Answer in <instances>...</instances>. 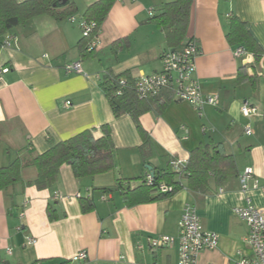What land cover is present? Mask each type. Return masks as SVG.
Here are the masks:
<instances>
[{
  "label": "crops",
  "instance_id": "crops-1",
  "mask_svg": "<svg viewBox=\"0 0 264 264\" xmlns=\"http://www.w3.org/2000/svg\"><path fill=\"white\" fill-rule=\"evenodd\" d=\"M73 1V22L35 16L12 28L11 45L0 50V67H8L0 77V167L41 154L83 130L99 138L103 124L110 127L114 167L76 178L63 164L56 182L38 190L32 183L36 168L23 166L19 179L0 190V264H178L177 243L151 248L148 240L175 236L186 206L194 208L205 230L219 235L217 246L201 251L196 264H236V251L249 255L251 249L246 222L233 208L246 198L264 208V0H192L185 41L197 42L196 77L204 93L217 96V104L198 114L188 102L171 99L162 113L142 114L144 150L134 121L128 114L113 116L100 83L107 73L135 79L161 70L168 47L163 32L148 21L149 10L171 0H115L94 52L84 58L77 49L79 22L96 0ZM232 17L245 23L260 47L258 60L246 51L234 55L239 45L227 40ZM74 61H80L83 73L65 72ZM240 67L252 78L238 81ZM244 101L254 114L241 113ZM208 140L221 142L233 156L236 175L208 193L181 187L152 202L123 200L122 192L144 183L148 173L164 172L171 158L188 162L190 152ZM246 167L260 188L249 181L248 189H241L238 175ZM174 177L184 183V177ZM79 197L89 198L93 209L83 213ZM48 208L56 219L49 218ZM27 237L35 242L28 244ZM79 251L86 258L72 260Z\"/></svg>",
  "mask_w": 264,
  "mask_h": 264
},
{
  "label": "trees",
  "instance_id": "trees-1",
  "mask_svg": "<svg viewBox=\"0 0 264 264\" xmlns=\"http://www.w3.org/2000/svg\"><path fill=\"white\" fill-rule=\"evenodd\" d=\"M115 0H96L83 12V19L93 22L88 36L81 35L77 42V49L81 57H87L94 52L88 46L93 37L98 35L100 25L105 19L108 11ZM192 0H171L164 3L159 9H154L148 19L154 23L164 34L165 44L168 49H173L184 43L189 22V12ZM76 12L73 0H0V50L3 40L9 35V31L17 26L24 25L29 19L47 15L54 19H66ZM230 27L227 40L231 45H239L244 51L252 53L255 60L261 55V49L251 37L244 22L237 17L230 19ZM120 41L114 43L117 49ZM125 77L132 82L126 73L112 75L107 73L103 76L100 86L108 100L114 117L128 114L143 140L141 149L144 150L146 143V132L142 128L139 117L149 111L162 113L172 99L169 90H163L149 99L138 98L132 88H119L118 78ZM238 81L251 79L243 72V67L238 68ZM102 136L95 138L90 130L82 132L60 141L45 152L37 154L29 159H16L4 167H0V190L8 187L20 177L23 166L32 165L36 168V177L32 181L38 190L50 188L57 180L59 169L63 164H69L76 178L94 176L106 173L114 167V146L111 139L108 124L101 126ZM236 165L232 155L226 153L221 142L208 140L190 152L186 165L184 183L176 182L174 173L169 167L162 173H154V185L165 182L173 186V191L185 187L191 191L208 193L211 186H220L230 176L236 175ZM154 186L145 183L122 192V198L127 205L152 202L159 198L170 195V193H155ZM81 211L89 212L93 209V203L89 198H78ZM50 219H56L54 210L48 208Z\"/></svg>",
  "mask_w": 264,
  "mask_h": 264
},
{
  "label": "built area",
  "instance_id": "built-area-1",
  "mask_svg": "<svg viewBox=\"0 0 264 264\" xmlns=\"http://www.w3.org/2000/svg\"><path fill=\"white\" fill-rule=\"evenodd\" d=\"M122 1V0H116ZM133 1V0H131ZM153 14L152 8L149 15ZM74 16L68 18L74 21ZM95 26L93 22H87L82 19L79 22L81 35L88 36L92 28ZM11 36L3 40L2 48L11 45ZM98 42L97 36L93 37L88 48L94 49ZM242 47L234 50V55L239 56L244 53ZM200 53L199 46L193 38H188L180 46L165 50L161 55L162 68L158 72L151 74H139L132 82H128L125 77L118 78L119 88L117 94L122 89L132 88L135 95L140 99H149L159 94L163 90H169L172 93V99L186 101L194 110L201 114L203 107L206 105L215 106L217 104V96L206 94L203 92L201 84L196 77V57ZM65 72L83 73L80 61H74L64 66ZM8 71V67H0V77ZM69 101L64 102V107H68ZM241 113L249 116L255 113V108L250 106L246 101L241 105ZM246 134H251V128L245 126ZM187 160L171 158L169 166L175 176L180 180L186 173ZM253 170L246 167L238 175L242 190H247L249 181H252L251 187L256 189L260 185L256 179H253ZM144 183L147 186H154L157 193H170L173 186L165 182H159L154 185L152 174H147ZM264 190V187L261 188ZM233 213L246 222L248 231L245 241L251 249V254H244L243 251L237 250L239 259L236 264H264V208L257 207L246 198L245 204L233 208ZM219 235L215 232L207 231L203 228L201 221L196 214L194 208L186 206L177 222V234L159 235L149 238L151 248H159L162 246H172L177 243L178 264H196L198 254L203 250H212L218 244ZM35 239L27 237V243L33 244ZM86 252L79 251L73 256L72 260H84Z\"/></svg>",
  "mask_w": 264,
  "mask_h": 264
},
{
  "label": "water",
  "instance_id": "water-1",
  "mask_svg": "<svg viewBox=\"0 0 264 264\" xmlns=\"http://www.w3.org/2000/svg\"><path fill=\"white\" fill-rule=\"evenodd\" d=\"M148 170H151L150 166H146ZM151 174L153 175V172H151Z\"/></svg>",
  "mask_w": 264,
  "mask_h": 264
}]
</instances>
